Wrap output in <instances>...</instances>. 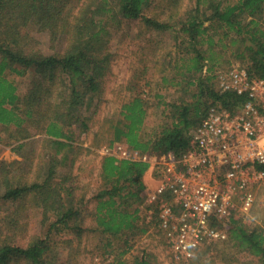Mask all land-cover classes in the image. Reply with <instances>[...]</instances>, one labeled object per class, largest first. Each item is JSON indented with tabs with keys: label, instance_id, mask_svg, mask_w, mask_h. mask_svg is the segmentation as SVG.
Masks as SVG:
<instances>
[{
	"label": "trees",
	"instance_id": "1",
	"mask_svg": "<svg viewBox=\"0 0 264 264\" xmlns=\"http://www.w3.org/2000/svg\"><path fill=\"white\" fill-rule=\"evenodd\" d=\"M153 3L157 8L146 13ZM132 21H142L149 32L144 63L124 85L130 96L119 119H99L114 55L111 38ZM41 32L49 36L48 52L38 47ZM167 32L175 53L162 51ZM226 49L245 62L250 76L264 77V0H0V124L12 131L13 150L36 134L48 150L36 162L33 155L16 160L11 169L21 172L3 175L0 198L11 211L0 223V264H75L56 260L55 248L81 246L85 233L99 237L104 264H156L145 248L130 251L133 238L150 223L158 226L156 214L142 221L149 161L102 154L100 186L86 197L73 174L79 154L93 151L81 136L98 123L96 142L181 157L210 107L233 112L249 98L221 90L215 80L212 71ZM27 75L19 89L14 77ZM150 109L159 118L155 125L146 123ZM254 168L264 170V163ZM28 207L40 215L42 231L26 229L21 212ZM257 209L264 205L255 197L250 211ZM262 216L253 226L230 217L223 245L210 240L194 250L190 263L264 264Z\"/></svg>",
	"mask_w": 264,
	"mask_h": 264
},
{
	"label": "rangeland",
	"instance_id": "2",
	"mask_svg": "<svg viewBox=\"0 0 264 264\" xmlns=\"http://www.w3.org/2000/svg\"><path fill=\"white\" fill-rule=\"evenodd\" d=\"M156 8L157 7L153 3L146 8L145 12L150 14ZM148 33L149 32L147 29H145L142 21H132L123 24L122 30L113 34L111 38V49L113 50L114 55L111 63V70L106 80L105 94L96 114L99 119H103L104 117H113L119 119L121 105L130 96L129 91L124 88V85L128 83L133 73L136 70H139L144 63L141 61V58H143V55H145V52L149 48ZM37 36L39 38L38 47L44 52L50 51V41L48 34L41 32L38 33ZM160 45H163L162 51L166 52L168 50H172V52L175 53V40L168 32L163 34ZM227 58L231 59V66L236 65L244 68L246 67L245 62L243 63L241 59L232 57L230 50L226 49L222 56L218 58L219 62L212 71L213 73H216L215 80L217 83V74L220 72H226L230 67V65L228 66V64L225 62ZM204 73L206 72L204 71ZM28 76L29 75L24 77H14L15 81L18 83L19 89H21V86H25L27 81L26 77ZM153 77L157 78L156 75H153ZM158 120L159 118L156 116L154 109H150L146 123L148 125H155ZM97 126L98 123L92 127L88 134H83L81 136L83 139V144L91 145L93 151H83L81 154H79V158L77 159L73 168L75 181L78 184V191H86V197L91 196L100 186L99 164L102 154L113 153L120 157H136L134 154V151L136 150L130 149L122 142L117 141L114 142L112 146H107L105 140L98 142L94 141V131L97 129ZM11 132L10 130L3 129V126L0 124V194L3 191V175H11L12 172H21L20 168L15 170L11 169L12 165L18 162L16 160H24L27 157L31 158L33 155L35 158L34 162H36L40 153L43 154L44 152L46 157L48 151H44L42 146V136L40 134H36L31 138L23 140L26 143L19 151L13 150L12 146L16 144V141L11 138ZM156 156L160 157V155H155L154 157ZM151 157L152 155H150V158ZM149 163L150 166L143 175L145 189L142 191L144 199L141 207L143 212L147 213V217L142 219V221H148V219L155 214L156 216L160 215L162 207L161 204L163 200H170L172 198L169 192L160 188L166 168L168 166H170L172 169L174 168L175 170L182 168L181 164H177L166 158H163V160L159 158H152ZM243 176L248 181L247 188L252 191L254 199L256 197L258 202L261 205H264V182L260 181V179L254 180V177L247 173ZM202 177H207V174H203ZM190 179L197 180L198 177H190ZM239 193V190L232 193V198L235 205L229 216L237 219L241 223L247 224V226H253L255 223L262 222V212L264 210L260 211V209H257V211H250V208H244L242 201L239 199ZM172 201H174V199ZM148 203H151V207L146 209L144 206L148 205ZM156 207H158V210H156ZM10 211V204L8 205L3 203V199L0 198V223L6 221V219L9 217L8 213ZM181 211V207H175L176 213L179 214ZM143 212H141L142 217ZM21 217L26 223V229L32 232L43 230L42 226L40 225V215L32 208H25L21 212ZM230 217H228V219H226L224 222L213 224L214 226L218 227L219 230L225 233V237L214 238L211 240L215 247H221L223 245V240L228 235L227 220H229ZM86 219L89 218L86 217ZM156 219L158 221V226L150 223L146 233L136 236L131 240L133 245L130 251L133 253L145 248L154 254L156 264H191L190 259H188L189 257L184 256L182 252L176 247L174 239H176L177 234L175 233L173 227L175 221H171L168 224L169 227H166L162 225L160 218ZM89 220L87 221L89 222ZM170 233L171 237L169 236ZM71 236H73V233ZM98 238L99 237L97 235L95 236L92 233H85L83 241L80 243L81 246L69 248L66 243H61L58 248H55L54 253L55 257H57L56 260H60L61 257L62 259L68 258L70 262H74L75 264H104L102 257L103 250L97 248ZM73 241L76 243L77 239L74 238ZM209 241L210 240L206 239V241L201 242V244L196 249H198L200 246L203 247ZM117 243L118 242H116L114 247H116ZM128 255L130 256L129 253ZM221 263V261L217 262V264Z\"/></svg>",
	"mask_w": 264,
	"mask_h": 264
},
{
	"label": "built area",
	"instance_id": "3",
	"mask_svg": "<svg viewBox=\"0 0 264 264\" xmlns=\"http://www.w3.org/2000/svg\"><path fill=\"white\" fill-rule=\"evenodd\" d=\"M217 76L221 90L248 94L240 108L231 112L220 104L210 107L195 129L191 148L181 157L167 153L150 158L139 151H134L136 157H128L146 161L166 158L182 165L177 170L166 168L160 188L172 198L163 200L159 218L166 227L175 221L174 241L186 257L206 239L225 237L213 224L230 217L234 191H240L244 208L251 207L254 196L244 174L264 182V170L254 168L255 163H264V77L250 76L244 67L236 65ZM177 206L182 209L179 214L175 212Z\"/></svg>",
	"mask_w": 264,
	"mask_h": 264
}]
</instances>
